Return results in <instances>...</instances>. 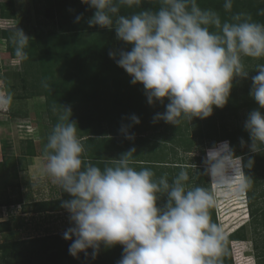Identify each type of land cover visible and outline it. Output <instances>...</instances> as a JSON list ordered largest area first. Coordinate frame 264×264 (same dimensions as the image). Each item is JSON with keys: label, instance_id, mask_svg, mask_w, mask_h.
I'll return each instance as SVG.
<instances>
[{"label": "clouds", "instance_id": "9594fccd", "mask_svg": "<svg viewBox=\"0 0 264 264\" xmlns=\"http://www.w3.org/2000/svg\"><path fill=\"white\" fill-rule=\"evenodd\" d=\"M82 3L94 10L86 21L89 27L114 31L130 48L108 54L133 85H143L148 103L168 101L154 122L177 125L182 120L211 117L214 107L228 103L233 81L249 78L243 58L264 60V23L245 12L222 21L217 11L201 8L198 0H158V8L131 15H121V7L139 6L141 0ZM223 8L231 12L233 0H224ZM82 20L83 14L76 15V23ZM12 42L15 59L26 61L30 38L18 28ZM253 72L249 94L264 109V63H257ZM52 111L57 120L44 148L45 170L71 197L61 201L72 225L63 233L71 241L70 255L79 258L92 249L95 259L101 245H119L123 254L118 264H217L225 235L212 220L215 199L208 188L190 186L186 169L171 181L167 174L156 178L150 169L136 170L131 166L134 148L119 159H109L112 163L103 168L89 163L71 108L53 105ZM130 119L140 124L137 116ZM244 127L252 141L251 152H264V112H250ZM121 131L134 140L126 126ZM242 161L243 157L234 156L228 141L208 149L205 164L212 184H234L244 174ZM253 163L249 159L247 166ZM229 167L235 173L231 179L226 176ZM161 197L166 199L158 206Z\"/></svg>", "mask_w": 264, "mask_h": 264}, {"label": "trees", "instance_id": "16d2710c", "mask_svg": "<svg viewBox=\"0 0 264 264\" xmlns=\"http://www.w3.org/2000/svg\"><path fill=\"white\" fill-rule=\"evenodd\" d=\"M32 2L34 3V0H31V5ZM198 4L201 8L217 11L222 21L229 20L235 13L245 12L254 21L264 23V0H233L231 12L224 10V0H198ZM43 7L44 21H38L39 28L35 30L33 28L34 37H29L31 35L25 33L31 40L27 48L29 58L20 62L22 69L20 72L22 73L18 74V78L23 93L17 94L15 97L20 103L18 109L11 113L12 116L20 119L27 118L28 113L24 105L28 99L34 97L45 98L49 113L52 111L53 105L59 107L61 104L62 106H69L72 114L74 112L84 114L83 109L87 110V106L93 105L94 99L100 100L107 97L105 99H111L109 102H104V106L96 107L97 110L95 109L94 113L97 114L96 118H91L86 113L82 117L78 115V118L72 117L78 126L79 136L85 135L88 138L83 141V145L85 156L91 159L92 164L102 160H106V164L107 161L108 164H111L109 159H119L121 154L134 148L135 153H133L131 166L136 170L150 169L155 173L156 178L167 174L169 181H171L182 168L187 171L196 168L202 170L204 179L207 180L206 187L209 189L206 164L144 161L143 151L157 149L156 146L144 149L145 147L142 145L145 142H152V145H155L144 134L157 128V126L167 127L171 123L160 120L155 122V127L150 125L152 117L155 116L153 115V106L158 107V110L161 108L160 113H163L166 110L167 100L164 104L157 102L150 106L146 103L147 99H144L145 92L142 99L139 98V95L134 96L136 90L127 92L133 88L140 87L142 90L144 88L143 85H138L139 87L133 85L131 77L109 57L108 53L113 49L125 48L130 50V48L116 38L114 31L89 27L86 21L93 15L94 10L83 4L82 0H44ZM158 7V0H141L139 6L121 7L120 14L131 15L142 9H156ZM38 10L37 7L35 11L37 14H39ZM78 14H83L84 17L80 23L75 22V17ZM15 17V0L0 3V19L5 26L0 27L2 28L0 39L6 42L7 52L13 59H15V55L12 40L19 27H11L9 24H16L14 22ZM28 28L29 26H26V32ZM243 63L246 70L251 73L248 79L237 77L233 81L228 103L223 108L214 107L211 117L207 119L194 118L192 121L197 125L194 133L198 134V144H200V150L203 154L208 149L228 141L234 156L243 157V177L251 217L255 226L252 242L257 264H264V207L261 209L256 207L258 200L264 204V180H260V175H264V152L257 154L250 150L248 153H244L240 149L243 147L241 140L246 141L244 145L247 143L251 145L252 143V141L247 140L249 133L244 127L248 114L253 110L264 112V109H260L249 94L252 87L251 76L256 74L253 72L255 65L264 63V60L254 62V60L244 57ZM103 85H111L107 87L109 89H121L120 96L115 91V93L111 91L110 94H113L109 95L102 90L103 88H100ZM13 91L15 92V90ZM89 94L93 98H89ZM243 111H246V114H243ZM133 115H139L140 124L136 125L132 121L128 124L125 122L124 119H130ZM106 116L108 118H105ZM56 120L57 117L54 118L55 123ZM189 123L190 121H185V131L189 130ZM122 126H126L134 138L138 137L133 140L135 142L126 138L121 131ZM169 128L171 127L168 126L165 129L168 130ZM194 139L186 138L188 142H184V145H178L184 149L185 153H193ZM22 144L26 146L22 148V155L18 160L9 157L0 163V206L8 208L9 213L12 212L7 221L0 222V235L12 231L18 232L23 226L22 217L14 214L16 208L22 204L19 173L24 170L22 161L26 157L34 156L35 150L31 140L22 141ZM137 146L140 149H137ZM205 148L206 150H203ZM107 153H109L108 157ZM249 159L254 161L251 167L247 166ZM173 164H175L174 169L163 168ZM98 166L102 168L105 163L102 165L98 163ZM195 184L200 183L189 181V185ZM68 199H71L70 195L63 192V200ZM165 199V197H161L159 200L161 203L158 201V206L162 205ZM61 201L58 204L34 203L33 206L36 211L38 209L41 211L65 210L61 206ZM210 212L213 222L217 223L213 207ZM63 233L53 234L46 230L44 235L26 237L18 241L0 242V264H118L122 257V246L105 248L101 245L100 252L95 259L91 255L92 249L88 250L87 255L80 253L79 258H74L69 254L71 241L65 240ZM232 240L245 241L244 230L238 229L230 237L225 238L222 247L228 249L229 242ZM227 257L219 253L217 264H231V257H228V261Z\"/></svg>", "mask_w": 264, "mask_h": 264}, {"label": "rangeland", "instance_id": "374dc122", "mask_svg": "<svg viewBox=\"0 0 264 264\" xmlns=\"http://www.w3.org/2000/svg\"><path fill=\"white\" fill-rule=\"evenodd\" d=\"M5 1L7 0H0V3H3ZM18 3H19L18 6L22 11V13H20L19 16L20 22L22 25H25V29H23V31L24 33L30 34L31 36L29 37H34L33 28L34 30L36 28H39L38 21L41 22L44 21L42 15V12L44 11V7H43L44 0H34V3L32 2V5L30 3V0H28L27 2L25 0H18ZM37 7L39 9L38 10L39 14L35 12ZM26 26H29L27 32H26ZM0 27H5L3 26V22L1 19H0ZM1 31L2 28H0V32ZM6 47H7L6 42L0 39V154H3L7 157L9 156L14 157L15 152H17L19 156L22 155L21 154L22 148L26 146L25 144H22V141L31 140L28 138L30 135H31L30 137L33 136L34 139L33 141L35 142V144L37 143L38 148H40L41 144L38 137L39 132L37 131V126H36L37 122H32L34 124V127L32 128L33 125L27 122H23V121L19 122L16 120L11 121L12 120L11 113L18 109L17 105L19 106L20 103V101H17L15 97L17 96V94L23 93V90L21 88V82L18 78V74L22 73L20 72L22 71V69L20 67L21 61L11 58L10 54L7 52ZM110 86L111 85L109 86L103 85L100 88L101 89L103 88L102 90H104L109 95H112L113 93L117 92L116 94L120 96L119 93H121V89L107 88ZM136 87L139 86L137 85ZM139 88L137 89L133 88L131 90H128L127 92L130 93L136 90L134 96L139 95V98L142 99L145 91ZM13 90H15V92ZM111 91H113L112 94H110ZM88 96L89 98H93L91 94H89ZM105 98L104 99L102 98L100 100L94 99L93 105H90V107L87 106V110L83 108H79V109H83L85 113H88V115L94 114L95 109L97 110L96 107H100L102 105L104 106V102H109V100H111ZM144 99H147V97L145 96ZM21 102L23 103V101ZM146 103L150 105L148 101H146ZM25 104H27V101ZM152 109L154 113L153 115H156V113H160L161 108H159L158 110V107L153 106ZM242 113L246 114V111H243ZM138 116L139 115H137V117ZM105 118H108V116H106ZM124 120L125 122H127V124L128 122H131V119L128 118ZM185 121L186 120H182L177 125L171 123L167 125V127L166 126L158 127L156 125L157 128L151 129L150 131L145 133L144 135L148 139H151L155 145H152V142L149 143L145 142L144 145H142L143 147H145L144 149L154 146H156L157 149L143 151L142 153L144 155V161H149V162L169 161L173 163L183 162L185 164L188 163L201 164V165L205 164L206 151L205 154L201 152L200 150L201 147L199 146L200 144H198L199 142L198 134L194 133V130L197 129V125H195L193 121H190L189 123L190 128L188 131H185ZM46 122L49 126L51 125L49 120L46 119ZM154 124L155 122L153 121V117H152L150 125L151 126L153 125L152 127H155ZM168 126L171 128L166 130L165 128H168ZM9 134L12 135V137L10 136L8 138ZM137 138L138 137L136 136L134 139ZM186 138L187 139L195 138L194 139L195 146L193 153H185L184 149L179 147L178 145V144L184 145V142H188ZM247 140L251 141V138L248 135H247ZM131 142H135V141L132 140ZM244 142L246 143V141ZM140 147L137 146V149H140ZM240 149L244 151V153H248L250 151V144L247 143L246 145H243V147H240ZM203 150H206V148ZM0 159L3 158L0 157ZM238 163L239 162H234V164L237 166ZM23 166L27 167L26 162L23 164ZM168 167H163V168L174 169L175 164L168 165ZM21 172L22 171H20L19 174H21ZM188 172L190 175L191 182H195V183L198 182L200 183V185L206 187L207 180L204 179L202 170L193 168L191 171ZM234 175H235L234 171L229 167L226 171V176L231 179L234 177ZM208 179H209L208 185L210 186L209 189L214 195V199H215V205L213 209L216 217V222L218 225L222 227L225 238L229 237L230 235L233 234V232H236L240 228L244 230L245 239H246L245 241L233 240L232 243L230 241L228 246L229 250L226 247H222L219 253L223 256L231 257V264H257L256 253L252 242L254 237L253 231L255 229V226L253 225V221L251 217V211L249 207L243 174L242 173L239 174L236 182L232 184L230 187L229 186L221 187L217 184H212V177L209 174H208ZM260 180L261 181L264 180V175L262 174L260 175ZM242 185L243 188L241 187ZM159 203H161V201H159ZM256 207L261 209L264 207V204L258 200L256 203ZM20 209L21 208L18 206L16 208L15 213L20 214L21 211ZM0 217H2L1 210H0ZM23 238H25V235L21 232L5 233L0 235V242L18 241V240H22ZM261 253L263 254V251H261ZM228 257L226 258L227 261H228Z\"/></svg>", "mask_w": 264, "mask_h": 264}, {"label": "crops", "instance_id": "0c3cea01", "mask_svg": "<svg viewBox=\"0 0 264 264\" xmlns=\"http://www.w3.org/2000/svg\"><path fill=\"white\" fill-rule=\"evenodd\" d=\"M17 107L19 106L17 105ZM24 108L28 113L27 118L20 119L14 118L12 116L11 121L16 120L19 122H27L33 125L32 128L34 127V124L32 122H37L36 126L37 131L39 132L38 137L41 145L40 148H38L37 143L35 144V142L33 141V136L30 137V135L28 137L32 140L34 144L35 155L26 157V159L22 161V165L26 162L27 167L23 166L24 170H22L21 174H19V183L21 186L22 193V204L20 206V214L15 213L16 211H14V214L22 217L23 226L22 229L18 232L23 233L25 235V238L44 235L46 234V230L48 233L53 234L63 233L69 227L72 226L69 219L70 214L66 210L41 211L38 209L36 211L33 206L34 203L58 204L61 200H63L62 189L57 184L53 183L51 178L46 173V161L44 159V148L47 142V136L50 132L51 127L55 124L54 118L56 117V115L53 113V111H51L50 113L49 111H47L46 101L43 97H34L32 99H28L27 104L24 105ZM84 114H78L74 112L72 117H77V115L79 117H82ZM86 115L90 116L91 118H96L97 116V114L88 115V113H86ZM46 119L49 120V122L51 123L50 126L47 124ZM10 136L12 137V135L9 134L8 138ZM79 138L81 140V143L83 144V141L86 140L87 137L84 135L83 137L79 136ZM106 155L108 157L109 153H107ZM0 157L4 159H0V163H2L5 161L6 158H9L10 156L7 157L3 154H0ZM20 157L21 155L19 156L17 152L14 153L13 158H15L16 160H18V158ZM86 160L89 163H93L91 159H89L87 156ZM98 163H100L101 165L102 163H105L106 165V160L98 161ZM98 163L95 162L96 165H98ZM0 210L2 211V217H0V222L7 221L12 212L9 213L8 208L1 206Z\"/></svg>", "mask_w": 264, "mask_h": 264}, {"label": "built area", "instance_id": "2783aa9c", "mask_svg": "<svg viewBox=\"0 0 264 264\" xmlns=\"http://www.w3.org/2000/svg\"><path fill=\"white\" fill-rule=\"evenodd\" d=\"M26 2L28 1V0H25ZM30 3H31V0H30ZM18 0H15V7H16V17H15V21L14 22H16V24L14 25V24H9L11 27H19L20 29H25V25H22L21 24V22H20V13H22V11L20 10V7L18 6Z\"/></svg>", "mask_w": 264, "mask_h": 264}, {"label": "bare ground", "instance_id": "6f19581e", "mask_svg": "<svg viewBox=\"0 0 264 264\" xmlns=\"http://www.w3.org/2000/svg\"><path fill=\"white\" fill-rule=\"evenodd\" d=\"M3 41H4V40H3ZM239 229H240V228H239ZM234 233H235V232H233V234H234ZM230 236H231V235H230ZM230 236H229V237H230ZM227 238H228V237H227ZM232 241H233V240H232ZM232 241H231V243H232ZM233 243H235V242H233Z\"/></svg>", "mask_w": 264, "mask_h": 264}]
</instances>
